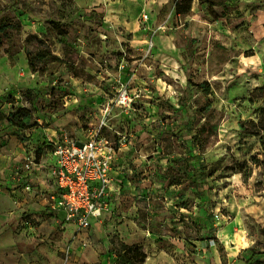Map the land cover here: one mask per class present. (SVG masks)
<instances>
[{
  "label": "rangeland",
  "instance_id": "obj_1",
  "mask_svg": "<svg viewBox=\"0 0 264 264\" xmlns=\"http://www.w3.org/2000/svg\"><path fill=\"white\" fill-rule=\"evenodd\" d=\"M175 1L0 0V114H32L26 129L0 120V151L50 166L57 138L98 129L121 188L92 248L115 264L122 244L146 254L125 264H264V0L180 15ZM77 231L0 191V264H93L66 259Z\"/></svg>",
  "mask_w": 264,
  "mask_h": 264
},
{
  "label": "built area",
  "instance_id": "obj_2",
  "mask_svg": "<svg viewBox=\"0 0 264 264\" xmlns=\"http://www.w3.org/2000/svg\"><path fill=\"white\" fill-rule=\"evenodd\" d=\"M129 99L127 91L121 90L119 102ZM54 143L55 162L44 167L51 185L41 193L52 211L62 212L65 220L77 227L78 240L82 247H87L91 219L107 211L112 195L120 191L113 180L116 146L114 141L101 136L98 129L86 140H72L62 135ZM25 160L22 169L27 174L39 166L33 157ZM32 186L30 180L23 182L25 192H34ZM68 254L69 248L66 259Z\"/></svg>",
  "mask_w": 264,
  "mask_h": 264
},
{
  "label": "crops",
  "instance_id": "obj_3",
  "mask_svg": "<svg viewBox=\"0 0 264 264\" xmlns=\"http://www.w3.org/2000/svg\"><path fill=\"white\" fill-rule=\"evenodd\" d=\"M17 150H18L17 159L19 160L21 156L23 158V155H25V153L19 148ZM13 151H14L13 149L11 150L6 149L3 151H0V191L5 190L6 193H8L9 195L11 193V195L19 201L26 200L29 197L32 200L38 203H41L42 205H46L41 192L43 190H47L51 185L48 177L46 176L45 168L47 166L42 163H37V165L39 166L33 168L32 172L27 174V172H25L22 169L24 162L22 161L21 163V159L19 160V162H16V160L13 159V155H12L14 154ZM115 170L116 168H115V162H114V169H113L114 182H115L114 173L116 172ZM28 180H30L34 184L33 185L35 186L34 192H25L23 188L21 189L19 188V187H23V182H26ZM116 185H119L121 188L120 184H116ZM38 190H40L39 193H37ZM59 213H62V212H59ZM75 234H76L75 240H73V242L68 247L72 260H78V258H86L89 262H92L93 264H115L113 262H110L111 260L110 261L108 260L107 254H105L103 251L95 250L94 248H92L90 240H89V245L87 246V248L82 247L81 243L78 240L79 234L78 233H75ZM89 237H90V234L88 230V238ZM235 241H236V238H235ZM235 241L233 245H235ZM247 241H248L247 238L245 240H242L241 243L242 244L245 243L246 245L244 247L241 246V244L238 245L237 250H234L233 253H237L241 251V248H246L248 244ZM233 245L231 244V246Z\"/></svg>",
  "mask_w": 264,
  "mask_h": 264
},
{
  "label": "trees",
  "instance_id": "obj_4",
  "mask_svg": "<svg viewBox=\"0 0 264 264\" xmlns=\"http://www.w3.org/2000/svg\"><path fill=\"white\" fill-rule=\"evenodd\" d=\"M193 0H176L175 1V13L177 15L180 14H187L192 5ZM1 30V29H0ZM32 65V69L35 68ZM207 92L208 90H204ZM5 118L7 122L17 128L20 129H26L30 126V122L32 119V114L30 109L28 108H20L17 111L10 112L8 115L0 114V120ZM257 129L261 132V146L264 148V115L261 116V118L256 123ZM37 162V160H36ZM123 253L118 254V262L120 264H125L126 262H132V263H143L146 254L144 251H142L140 246H128L125 244H122L121 246ZM120 249V250H121Z\"/></svg>",
  "mask_w": 264,
  "mask_h": 264
},
{
  "label": "bare ground",
  "instance_id": "obj_5",
  "mask_svg": "<svg viewBox=\"0 0 264 264\" xmlns=\"http://www.w3.org/2000/svg\"><path fill=\"white\" fill-rule=\"evenodd\" d=\"M221 232L222 231H219V235L221 236ZM246 238L245 237H243V236H240V235H237V238H236V241H235V245H233V246H231V245H229L231 248H233V251L234 250H237V246L238 245H240L241 244V246H245L246 244L245 243H241V241L242 240H245ZM225 243H226V241H225Z\"/></svg>",
  "mask_w": 264,
  "mask_h": 264
}]
</instances>
